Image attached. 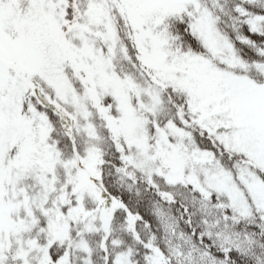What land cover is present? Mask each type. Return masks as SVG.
Listing matches in <instances>:
<instances>
[{
    "label": "snow or ice",
    "instance_id": "6c2138e0",
    "mask_svg": "<svg viewBox=\"0 0 264 264\" xmlns=\"http://www.w3.org/2000/svg\"><path fill=\"white\" fill-rule=\"evenodd\" d=\"M0 264H264V0H0Z\"/></svg>",
    "mask_w": 264,
    "mask_h": 264
}]
</instances>
